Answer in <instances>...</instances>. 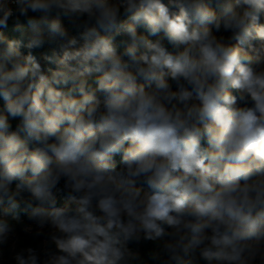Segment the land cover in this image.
<instances>
[{
	"label": "clouds",
	"instance_id": "obj_1",
	"mask_svg": "<svg viewBox=\"0 0 264 264\" xmlns=\"http://www.w3.org/2000/svg\"><path fill=\"white\" fill-rule=\"evenodd\" d=\"M0 264H264V0H0Z\"/></svg>",
	"mask_w": 264,
	"mask_h": 264
}]
</instances>
